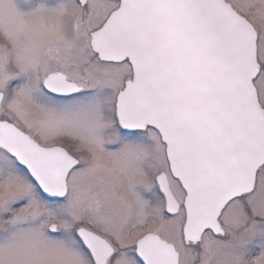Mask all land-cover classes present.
<instances>
[{
    "label": "snow or ice",
    "instance_id": "6c2138e0",
    "mask_svg": "<svg viewBox=\"0 0 264 264\" xmlns=\"http://www.w3.org/2000/svg\"><path fill=\"white\" fill-rule=\"evenodd\" d=\"M0 264H264V0H0Z\"/></svg>",
    "mask_w": 264,
    "mask_h": 264
}]
</instances>
